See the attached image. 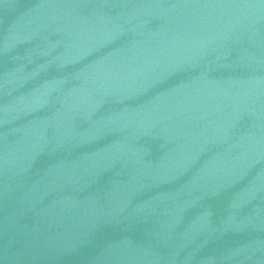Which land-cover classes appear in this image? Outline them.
<instances>
[{
    "label": "water",
    "instance_id": "water-1",
    "mask_svg": "<svg viewBox=\"0 0 264 264\" xmlns=\"http://www.w3.org/2000/svg\"><path fill=\"white\" fill-rule=\"evenodd\" d=\"M0 264H264V0H0Z\"/></svg>",
    "mask_w": 264,
    "mask_h": 264
}]
</instances>
